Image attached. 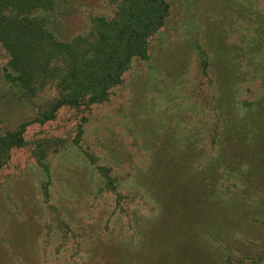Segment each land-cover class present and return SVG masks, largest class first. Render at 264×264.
<instances>
[{"label": "rangeland", "instance_id": "374dc122", "mask_svg": "<svg viewBox=\"0 0 264 264\" xmlns=\"http://www.w3.org/2000/svg\"><path fill=\"white\" fill-rule=\"evenodd\" d=\"M161 1L108 101L44 123L53 71L10 82L0 41V264H264V0ZM126 3L38 15L90 40Z\"/></svg>", "mask_w": 264, "mask_h": 264}, {"label": "trees", "instance_id": "16d2710c", "mask_svg": "<svg viewBox=\"0 0 264 264\" xmlns=\"http://www.w3.org/2000/svg\"><path fill=\"white\" fill-rule=\"evenodd\" d=\"M52 1L0 0V41L9 55L10 82L28 84L25 89L30 90L34 84L29 77L30 68L54 73L51 80L56 83L58 98L41 116V123L53 120L55 112L64 106L88 107L108 101L111 89L121 83L130 60L146 58V39L163 26L168 14L160 0H129L116 14L117 22L95 20L90 40L63 42L55 39L45 18L38 15V11L46 13L48 5L50 10ZM158 1L162 8L157 6ZM111 31L119 33V42ZM5 142L6 153L22 145L19 134H8Z\"/></svg>", "mask_w": 264, "mask_h": 264}]
</instances>
